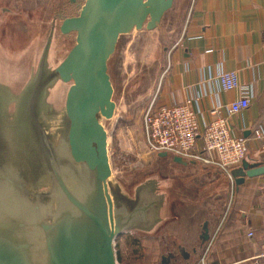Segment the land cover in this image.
Segmentation results:
<instances>
[{
    "label": "rangeland",
    "instance_id": "1",
    "mask_svg": "<svg viewBox=\"0 0 264 264\" xmlns=\"http://www.w3.org/2000/svg\"><path fill=\"white\" fill-rule=\"evenodd\" d=\"M27 1L20 0V7L4 5L5 13L27 19L29 7L24 5ZM33 1L40 5L34 11L38 18L32 24L35 36L30 32L20 39L22 46L29 39L34 44L33 63L26 68L25 54L21 53L18 55L21 61L8 64H14L13 68L0 69V190H8L0 192V212L9 211L19 219L18 225L10 223L4 227L17 235V251L24 255L25 261L43 264L46 238L53 233L55 221L58 225L66 222L65 211H69L62 205L50 161L52 157L59 160L66 155L74 163L67 145L68 120L64 108L71 84L62 83L55 70L74 46L75 34L61 35L59 27L63 20L78 15L84 0H76L74 4L70 0ZM189 1L173 0L154 30L143 28L120 36L107 63L115 111L111 120L100 119V123L107 133L109 193L119 208L127 209L133 221L145 215L149 221L157 220L153 212L158 205L169 208L192 202L191 192L196 193L198 199L195 197L194 201L198 202L204 197L220 204L226 201L225 206L234 202V186L220 169L198 165L188 173L172 164V156L158 158L143 144L142 113L153 98L156 68L166 55L162 49L171 44ZM12 23L16 22L10 20L9 28ZM58 118L61 120L55 123ZM52 123L55 124L49 128ZM51 137L57 139L56 144H52ZM68 220L69 224L74 221ZM44 226L48 232H44ZM131 232V236L122 234L114 242L116 264H184L179 252L163 259L158 257L156 247L164 246L163 241H146L138 228ZM159 236L161 233L155 237Z\"/></svg>",
    "mask_w": 264,
    "mask_h": 264
},
{
    "label": "crops",
    "instance_id": "2",
    "mask_svg": "<svg viewBox=\"0 0 264 264\" xmlns=\"http://www.w3.org/2000/svg\"><path fill=\"white\" fill-rule=\"evenodd\" d=\"M28 1L24 4L29 7L25 19L5 13L3 7H20V0H0V69L12 67L14 64L8 66L11 61H21V53L25 54L26 68L33 63L34 44L29 39L22 46L20 39L30 32L35 36L32 24L38 18L34 11L40 5ZM10 20L16 22L10 24L11 28ZM174 35L167 49H162L165 59L156 68L155 106L188 105L197 123V151L203 147L205 126L213 118L210 112L216 110L226 120L231 137L247 140L244 161L264 165V151L251 141L253 130L264 124V0H190ZM226 72H234L239 86L251 90L248 108L234 115L228 113V108L244 94L240 88H220L218 76ZM171 162L188 173L199 167L193 162L185 161L186 166L175 164L172 159ZM225 177L229 178L226 174ZM229 182L235 189L231 206L210 197L194 201L197 196L191 192L192 202L169 208L158 205L152 213L154 218L158 217L154 221H149L148 215L133 221L127 209L123 210L128 219L122 234L131 236V231L138 228L146 241L164 242V246L156 247L158 257L163 259L179 252L184 264H198L202 255L208 264H264V176L245 178L239 186ZM204 224L208 240L202 244ZM157 233H161L158 238Z\"/></svg>",
    "mask_w": 264,
    "mask_h": 264
},
{
    "label": "water",
    "instance_id": "3",
    "mask_svg": "<svg viewBox=\"0 0 264 264\" xmlns=\"http://www.w3.org/2000/svg\"><path fill=\"white\" fill-rule=\"evenodd\" d=\"M75 2L70 0L71 4ZM172 4L173 0H84L78 15L63 20L59 27L61 35L75 34L74 46L55 70L62 83L71 84L64 104L69 155L75 164L85 165L95 174L102 189L95 206L101 208L105 199L108 223L99 211L90 216L94 224L60 223L46 238L43 264H116L114 242L122 233L113 222L107 133L100 123V119L111 120L115 111L107 63L120 36L143 28L154 30ZM157 157L168 155L160 153ZM172 161L187 165L178 157ZM261 176L264 165L245 161L229 173L235 186L242 185L245 178ZM200 239L202 244L208 240L206 224ZM0 264L30 263L0 242Z\"/></svg>",
    "mask_w": 264,
    "mask_h": 264
},
{
    "label": "built area",
    "instance_id": "4",
    "mask_svg": "<svg viewBox=\"0 0 264 264\" xmlns=\"http://www.w3.org/2000/svg\"><path fill=\"white\" fill-rule=\"evenodd\" d=\"M218 83L223 91L238 88L243 90V98L229 106V114L234 115L248 108L251 90L239 86L234 72L220 74ZM154 101L155 98L142 113L143 144L150 154L165 153L186 162L214 167L228 177L230 171L240 167L246 159L247 140L231 137L226 120L219 117L216 110L210 112L213 118L205 126L202 134L203 147L197 151L195 150L198 136L197 123L188 105L156 107ZM251 141L259 144L264 151V124L262 128L253 130ZM248 236L250 237L251 234ZM198 264H208L205 255L200 257Z\"/></svg>",
    "mask_w": 264,
    "mask_h": 264
},
{
    "label": "flooded vegetation",
    "instance_id": "5",
    "mask_svg": "<svg viewBox=\"0 0 264 264\" xmlns=\"http://www.w3.org/2000/svg\"><path fill=\"white\" fill-rule=\"evenodd\" d=\"M53 161V162H52ZM51 171L56 181V187L58 188V192H61L62 196V205L65 204V207L69 209V211H65L66 222L71 219V223L81 224V225H89L94 224L90 216H95V212H101L98 215L105 216L106 222L108 223V211L107 204L105 199L103 198V206L100 208L99 206H95V203L98 199L99 192H102L101 185L97 182L95 174L90 172L85 165H81L84 167V170L80 175L74 173L71 170H68L69 179H71V184L69 183L66 175L61 170L62 166L58 165V161L55 157H52ZM75 164V163H73ZM1 185V189H2ZM8 190H0V192H7ZM13 192V191H10ZM75 192H80V194H76ZM110 192V191H109ZM111 195V194H110ZM14 197V196H13ZM12 197V200H13ZM112 201V217L114 225L118 228V230L123 233V227H125L124 221L127 220V216L124 211L119 208L111 195ZM63 213V212H62ZM76 215H75V214ZM57 214V213H56ZM55 218V217H54ZM68 218V219H67ZM68 220V221H69ZM10 223L19 224V219L17 220L16 216L11 215L9 211H1L0 212V240L2 242L7 243L13 249L17 251V243L15 241V236H17L14 231H8L4 225H9ZM59 222H54V228L57 227ZM63 223V222H60ZM44 232H48L47 227L44 226Z\"/></svg>",
    "mask_w": 264,
    "mask_h": 264
},
{
    "label": "bare ground",
    "instance_id": "6",
    "mask_svg": "<svg viewBox=\"0 0 264 264\" xmlns=\"http://www.w3.org/2000/svg\"><path fill=\"white\" fill-rule=\"evenodd\" d=\"M61 120V118H58V119H56V120H54V122L56 123L57 121H60ZM54 123V124H55ZM53 123L52 124H49L48 126H49V128H51V127H53L52 125H54ZM50 130L51 129H49L48 131H49V135H50ZM67 130H68V128H67ZM52 136V135H51ZM50 139H52L53 140V142H52V144H56L57 143V139L55 138V137H51ZM51 140V141H52ZM57 160H58V158H57ZM59 165L60 166H62L61 167V170L64 172V174L66 175V177L68 176L69 177V175H68V170H71V171H73L74 173H76V174H78V175H80L81 174V172L84 170V167L83 166H81V165H78V164H73L71 161H70V159H67V156L65 155L64 157H60L59 158ZM67 177V179H68V181H69V183L71 184V179H69ZM76 194H80V192H75Z\"/></svg>",
    "mask_w": 264,
    "mask_h": 264
}]
</instances>
